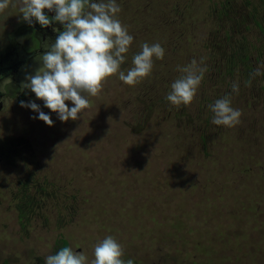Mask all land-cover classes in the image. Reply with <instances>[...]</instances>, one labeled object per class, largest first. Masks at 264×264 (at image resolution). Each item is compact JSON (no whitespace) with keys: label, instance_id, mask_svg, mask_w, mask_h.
<instances>
[{"label":"rangeland","instance_id":"1","mask_svg":"<svg viewBox=\"0 0 264 264\" xmlns=\"http://www.w3.org/2000/svg\"><path fill=\"white\" fill-rule=\"evenodd\" d=\"M116 3L134 38L121 70L144 43L165 49L139 83L112 75L80 119L61 122L21 87L43 70L48 38L16 83L0 84V264H45L60 239L90 264L109 235L133 264H264V0ZM19 8L0 12L5 64L39 45ZM193 59L206 68L197 94L174 106L170 85ZM225 95L242 113L233 127L211 123ZM30 100L53 126L20 106Z\"/></svg>","mask_w":264,"mask_h":264},{"label":"clouds","instance_id":"2","mask_svg":"<svg viewBox=\"0 0 264 264\" xmlns=\"http://www.w3.org/2000/svg\"><path fill=\"white\" fill-rule=\"evenodd\" d=\"M16 3L22 19L29 25L34 19L41 27L53 21L63 26L55 42L42 55L43 70L26 76V82L21 85L42 100L44 107L56 113L61 122L80 119L81 111L90 107L88 96H97L108 77L118 74L123 83L135 85L151 74L153 58H164L165 49L159 43H144L132 58L133 66L127 72L121 70L134 38L117 18L121 9L116 0H16ZM10 4L12 0H0V12ZM45 9L54 11L55 15L50 19ZM178 70L183 74L171 83L165 99L174 106L189 105L206 68L193 59ZM255 74L259 75V70ZM233 92H238L235 84ZM66 101L73 106L69 107ZM231 103L230 95H225L208 106L213 113L212 124L233 127L240 122L242 113ZM20 106L30 108L38 113L35 118L53 126L54 121L35 102L21 101ZM93 255L90 264H133L131 259L122 258V245L110 235L94 245ZM45 264H87V257L82 251L64 247L45 257Z\"/></svg>","mask_w":264,"mask_h":264},{"label":"flooded vegetation","instance_id":"3","mask_svg":"<svg viewBox=\"0 0 264 264\" xmlns=\"http://www.w3.org/2000/svg\"><path fill=\"white\" fill-rule=\"evenodd\" d=\"M46 10V9H45ZM51 14L54 11H49ZM34 28L30 29L29 32H31V36L34 37V35L37 37L38 40V47H36L35 51H30L29 53L24 52L22 49L19 52L15 53L14 56V60L13 57L10 58L11 63H4V61L0 58V84L3 83V79L6 78V76L8 77L7 79H13L14 83L17 82V80L15 79L16 77L22 76L25 71L27 70V66L32 65L37 56L44 52L45 48H44V44L46 43V41H48L49 39H56L58 34L53 31V28L56 24L54 22H52L49 26L47 27H41V25L38 22H32ZM57 27V26H56ZM45 42V43H44ZM20 46H22V44H20ZM23 48V46H22ZM13 55V54H12ZM11 53H8V57L12 56ZM7 60H10L8 59ZM22 59V61H20ZM19 59V60H16ZM3 95L4 92H0V112L3 109Z\"/></svg>","mask_w":264,"mask_h":264},{"label":"trees","instance_id":"4","mask_svg":"<svg viewBox=\"0 0 264 264\" xmlns=\"http://www.w3.org/2000/svg\"><path fill=\"white\" fill-rule=\"evenodd\" d=\"M24 209V208H23ZM20 219H28V216L27 214L23 213V210L20 211ZM64 247H68V243L65 239H60L58 240L57 242V252L61 249V248H64Z\"/></svg>","mask_w":264,"mask_h":264}]
</instances>
